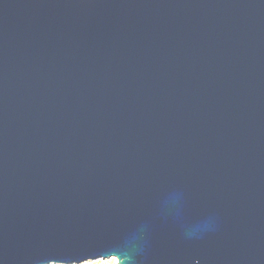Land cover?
Wrapping results in <instances>:
<instances>
[{"label":"water","instance_id":"95a60500","mask_svg":"<svg viewBox=\"0 0 264 264\" xmlns=\"http://www.w3.org/2000/svg\"><path fill=\"white\" fill-rule=\"evenodd\" d=\"M264 264V0H0V264Z\"/></svg>","mask_w":264,"mask_h":264},{"label":"rangeland","instance_id":"374dc122","mask_svg":"<svg viewBox=\"0 0 264 264\" xmlns=\"http://www.w3.org/2000/svg\"><path fill=\"white\" fill-rule=\"evenodd\" d=\"M50 264H54V263H50ZM81 264H117V261L114 258H109V259H99V260H94V261H87Z\"/></svg>","mask_w":264,"mask_h":264}]
</instances>
